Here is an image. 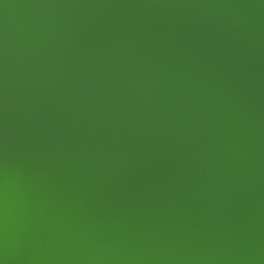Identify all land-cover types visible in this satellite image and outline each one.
Wrapping results in <instances>:
<instances>
[{
	"label": "water",
	"instance_id": "95a60500",
	"mask_svg": "<svg viewBox=\"0 0 264 264\" xmlns=\"http://www.w3.org/2000/svg\"><path fill=\"white\" fill-rule=\"evenodd\" d=\"M0 264H264V0H0Z\"/></svg>",
	"mask_w": 264,
	"mask_h": 264
}]
</instances>
